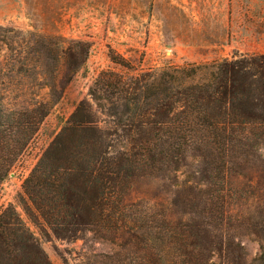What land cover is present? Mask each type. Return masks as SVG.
I'll use <instances>...</instances> for the list:
<instances>
[{"label": "trees", "instance_id": "obj_1", "mask_svg": "<svg viewBox=\"0 0 264 264\" xmlns=\"http://www.w3.org/2000/svg\"><path fill=\"white\" fill-rule=\"evenodd\" d=\"M31 35L26 50L6 40L0 78L11 83L14 71L26 68L54 98L33 92L28 105L13 109L5 93L1 97L0 185L88 57L82 41ZM90 92L112 116L114 130L104 135L92 107L80 102L24 185L32 209L55 235L73 239L93 230L113 240L118 248L99 255L103 264H264V211L258 220L233 216L228 199L230 173L239 162L248 167L254 157L264 167V53L127 77L107 70ZM187 166H197L200 175L183 182L185 188L205 185L206 199L178 193L171 205L143 209L142 202L129 200L138 178L177 177ZM242 233L262 241L251 261ZM0 264H53L12 205L0 214Z\"/></svg>", "mask_w": 264, "mask_h": 264}, {"label": "rangeland", "instance_id": "obj_2", "mask_svg": "<svg viewBox=\"0 0 264 264\" xmlns=\"http://www.w3.org/2000/svg\"><path fill=\"white\" fill-rule=\"evenodd\" d=\"M31 32L60 43L82 41L88 45V57L1 183L0 214L10 205L16 207L53 264H103L99 255L112 253L118 248L117 243L93 230H84L73 239L55 235L32 209L25 193L26 179L80 102L92 107L93 119L104 135L114 130L112 116L90 92L101 72L111 70L127 77L172 65L263 54L264 0H0V62L9 53L8 41L17 50H26L33 38ZM26 55L29 53L21 57ZM113 57H119L122 64ZM32 73L26 68L21 72L16 69L11 83L7 76L0 78L5 79V84L0 83V100L5 93L9 108L28 105L33 92L47 101L54 98L50 96V87L40 88L42 78L36 82ZM10 84L11 90H7ZM261 163L253 157L251 166L242 162L240 168L239 162L230 173L228 199L233 216L241 213L258 220L264 211ZM197 169L187 166L177 177L172 173L161 178L140 177L130 190L129 200L142 202L143 209L171 205L178 193L206 199L205 185L190 190L183 183L195 182L200 175ZM31 209L33 218L29 215ZM35 216L40 223L34 222ZM193 216L203 217L196 213ZM240 237L247 260H253L261 252L262 241L249 233Z\"/></svg>", "mask_w": 264, "mask_h": 264}]
</instances>
